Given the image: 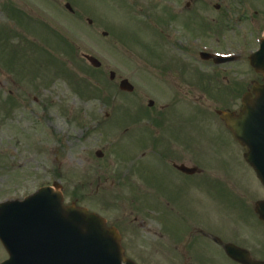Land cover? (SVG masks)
<instances>
[{
  "label": "flooded vegetation",
  "instance_id": "af4514ba",
  "mask_svg": "<svg viewBox=\"0 0 264 264\" xmlns=\"http://www.w3.org/2000/svg\"><path fill=\"white\" fill-rule=\"evenodd\" d=\"M165 1L166 4L127 0V14L136 22L133 28L158 34V43L169 55L167 65L150 77L139 74L133 93H126L136 98L131 121L111 124L100 121L103 111H89L84 119L78 117L87 130L83 146L91 139L88 131L109 125L116 128L119 141L124 143L118 147L116 162L105 159L106 154L94 162L83 159V173H98L99 177L89 178L88 182L95 193L102 182L115 183L108 173H116V183L123 190L128 187L135 193L127 199L122 194L118 199L121 205L128 200L136 203L137 208L129 212L130 222L126 217L113 218L106 214L109 225L126 233H130L133 224L143 231L148 224L145 217L154 216L150 204H155L161 189L166 190L159 198L167 205V248L179 252L183 264H241L226 255V244L246 251L254 261L264 262V223L259 220L255 205L244 201L235 186L218 173L178 170L179 166L198 167L196 159L185 149L187 131L183 122L177 121L180 115L167 105V98L172 97L193 98L196 104L220 97L226 98L230 106L225 110L232 112L235 99L251 93L252 83H264V74L253 70L249 62L259 43H264V0ZM7 2L4 15L11 18L12 28L19 31L27 29L21 24L26 17L32 24L30 28L71 31L73 26L68 21L81 16L75 9L67 8L71 5L68 0ZM253 4H258L259 12L252 9ZM216 55H224L228 61H216L212 57ZM120 81H111L115 91ZM151 101L154 106L149 107ZM217 106L213 101L209 106L193 107L190 122L193 124L204 112L208 122L221 125L211 121L213 116L216 120L220 118ZM111 116L106 114L107 119ZM122 118H125L123 113L118 119ZM6 120L8 127L15 118L8 114ZM187 218L203 224H187ZM148 232H152L150 228Z\"/></svg>",
  "mask_w": 264,
  "mask_h": 264
},
{
  "label": "rangeland",
  "instance_id": "374dc122",
  "mask_svg": "<svg viewBox=\"0 0 264 264\" xmlns=\"http://www.w3.org/2000/svg\"><path fill=\"white\" fill-rule=\"evenodd\" d=\"M90 2L91 6H96V11L105 14L102 15L101 19L107 25L108 30H112L111 33L115 37L111 34L108 35L106 39H104L102 34L98 33L97 31H93L90 34L87 32L73 33L72 40L78 54L76 57H79L81 53L91 54L97 57L103 64L108 65L109 68L115 71L117 74L122 76L131 74L132 67L128 62H124V59L128 57L130 58L133 55L137 56L139 54L136 42H141V35L147 34L151 32V30L148 29L145 31H137V29L133 28V24L136 22L131 21L119 9V7L124 8L126 6V0H90ZM30 38L34 39V36H31ZM116 39L125 45L128 50H125L120 44L114 43L117 42ZM9 41L11 45L8 46V50L15 46L21 47L23 45L24 39L14 37L9 38ZM118 47H122L123 49ZM148 50L151 54L152 46H150ZM144 51H147L146 47H144ZM60 55L64 58L67 57L64 54ZM20 58L21 57L17 59L19 67L24 69L23 73L27 78L31 77L33 73H31L30 67H33L34 72H36L34 65L32 63L26 65L24 64L26 67L25 69L22 67V60ZM49 59L52 60L51 63L54 64L55 69L60 70L59 74L65 75L72 73L69 70V64H74V62H76L75 67L79 70L75 69L73 66L72 67L79 79H84L83 76L78 73L79 71H84L86 74L93 75L94 77H98L100 74H102L92 70V68L90 69V66L87 63L85 64L84 62H80L78 58L77 61L76 59L63 60L59 59L56 55H52L49 57ZM1 64L0 80L5 85V89L26 90L33 96H39L42 101L41 106H44V108L33 106L32 103H30L31 107H29L27 111L17 113L19 123L16 125V127H19L20 125L19 128H22L24 131L22 134V140L24 141L20 144L12 143L8 145L4 136L6 135V132L3 131L4 128L0 130V201H4L8 198H24L35 192L43 185H50L52 182L60 180L62 186L64 187L63 192L66 197V202H70L75 198H79L81 202L86 205H91L92 202L93 205L97 206L96 202L100 201L97 199H89L84 193V189L80 187L83 186L84 183V173H80L81 167L78 164H75L76 160L82 156L80 143H76L77 141L70 142L71 137L75 138L76 140H81L84 131L80 128H77L76 125L73 126L69 123L67 117L68 114L62 115L57 112V109H61V103H66L67 105L70 104L72 105V108L75 107L76 110H81L83 107H85L87 110H91L97 107L95 105L97 102L93 100L91 103L86 104L81 102L79 99H76L74 97V93L72 92L73 88H75L74 85L72 88V84L61 77L55 78L54 80L47 79L50 81L48 86L45 84L43 88H39L37 92L33 93L31 90L36 91L33 87H27L19 83L17 80L14 82L13 78L11 77L12 74H9L3 67V64ZM121 100L131 103L132 98L124 97ZM102 106L103 105H101V107ZM35 123L39 124L38 129H36L37 125ZM50 124L57 125L60 128L59 140L62 142V145L55 138H50L42 145V147H44L43 152L46 154L43 155L41 152L34 153L33 151L41 149V146L37 148V144H40L39 138L43 141L45 139V137L41 136V134L51 133ZM219 139V148H217V151L215 148L213 151H211L209 147L202 145L204 144L203 142H200L199 146L204 152L207 151L205 154L196 155V153L193 151L190 152V149L187 151L189 155L191 154L198 162L202 161V168L219 173L225 178H228L229 180L231 179V181L236 175H240L239 173H245V180L251 183L249 184L250 186L246 191V196L248 198L247 202L253 201L252 198L255 197V193L256 197H259V199L264 198V189L254 177V172L246 165V163L242 161V154L245 152V150H241L240 147L239 150L238 147L235 149L233 145L234 143L228 137V135L225 134V140L229 141V145L232 144L229 149L231 153V160L230 164L228 165V151H224L226 146L223 145L221 136H219ZM29 141L33 142L36 145V148L29 146ZM109 143V139H105L101 135H95L89 142L88 153H94L98 148ZM108 146L109 145H107V147ZM54 147L57 148L59 155L57 165H60V169L58 170V173H52L50 170V160L52 161L56 155V153L53 152ZM6 162L8 165H6ZM39 167H43L41 168L43 171L39 170ZM233 167H235V169ZM53 169L57 170V168L54 167ZM46 170L49 172L47 173ZM7 176H11L12 178L22 177L18 188H16V185H12L11 188L7 186ZM155 206L157 208L160 206V204H156ZM163 210L165 218L167 219V209L163 208ZM159 217L160 216L158 213H154L153 217H145V221H147L148 224L143 228V231L139 232V236L145 237L148 241H151V243L154 245V248L167 246L168 243L167 233L165 234L164 225L162 222H159ZM185 221L187 224H203L191 218H187ZM148 228H150L152 232H148ZM162 233L165 235H162ZM133 237V234H129L127 236V241L133 243L130 251L135 254L139 248L135 247ZM3 259H5V253L2 245L0 244V260L3 261ZM142 260L146 264H167L166 262H163L162 258H158V261L155 260L154 262L146 258Z\"/></svg>",
  "mask_w": 264,
  "mask_h": 264
},
{
  "label": "water",
  "instance_id": "95a60500",
  "mask_svg": "<svg viewBox=\"0 0 264 264\" xmlns=\"http://www.w3.org/2000/svg\"><path fill=\"white\" fill-rule=\"evenodd\" d=\"M255 94L244 99L240 116L225 114L224 120L249 148L245 158L264 185V86ZM62 202L61 194L42 190L22 203L0 205V240L10 254L3 264H121L118 234L96 215ZM258 212L264 219V203Z\"/></svg>",
  "mask_w": 264,
  "mask_h": 264
}]
</instances>
